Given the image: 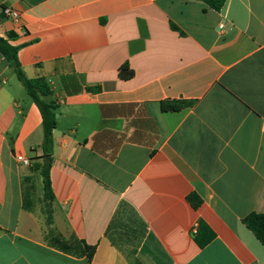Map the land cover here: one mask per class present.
I'll use <instances>...</instances> for the list:
<instances>
[{
  "label": "crops",
  "instance_id": "1",
  "mask_svg": "<svg viewBox=\"0 0 264 264\" xmlns=\"http://www.w3.org/2000/svg\"><path fill=\"white\" fill-rule=\"evenodd\" d=\"M0 38L58 105L46 202L41 117L0 54V264H264L243 222L264 214V0H0Z\"/></svg>",
  "mask_w": 264,
  "mask_h": 264
},
{
  "label": "trees",
  "instance_id": "2",
  "mask_svg": "<svg viewBox=\"0 0 264 264\" xmlns=\"http://www.w3.org/2000/svg\"><path fill=\"white\" fill-rule=\"evenodd\" d=\"M203 2L209 8L218 11L224 3V0H196ZM18 47H12L5 40L0 38V54L7 61L9 67L14 73L17 81L24 88L27 96L34 103L41 117L42 125V143L40 146L41 155L39 160L40 164H36V170L40 171L43 182L44 200L51 202L53 195L50 187L49 170L52 163L53 155V131L56 126V111L58 105L56 102H47L44 99L51 95V89L48 82L44 78L27 79L18 62ZM119 77L122 80H129L133 77V72L129 69L127 64H124L119 69ZM60 82L66 95H76L82 92L85 87V81L83 76L69 75L61 76ZM191 102L187 101H163L161 103V110L163 112H178L186 107H190ZM188 200L196 207L200 201L195 195L188 196ZM49 204V203H48ZM49 207V205H47ZM246 227L255 235V237L264 246V214H251L243 220ZM65 241L60 242L61 248L66 246ZM84 251H87L88 258L91 259L95 248L86 247L84 245Z\"/></svg>",
  "mask_w": 264,
  "mask_h": 264
},
{
  "label": "built area",
  "instance_id": "3",
  "mask_svg": "<svg viewBox=\"0 0 264 264\" xmlns=\"http://www.w3.org/2000/svg\"><path fill=\"white\" fill-rule=\"evenodd\" d=\"M3 14L6 19L12 21L15 24L19 22L20 15L18 14L17 11L7 8L3 10ZM18 160L25 165L28 164V161L26 159L18 158Z\"/></svg>",
  "mask_w": 264,
  "mask_h": 264
}]
</instances>
